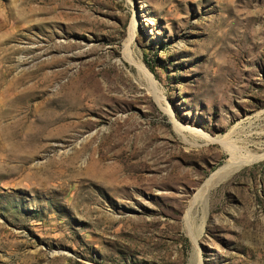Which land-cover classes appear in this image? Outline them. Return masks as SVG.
Listing matches in <instances>:
<instances>
[{
  "label": "rangeland",
  "instance_id": "rangeland-1",
  "mask_svg": "<svg viewBox=\"0 0 264 264\" xmlns=\"http://www.w3.org/2000/svg\"><path fill=\"white\" fill-rule=\"evenodd\" d=\"M251 155L264 0H0V264H264Z\"/></svg>",
  "mask_w": 264,
  "mask_h": 264
},
{
  "label": "bare ground",
  "instance_id": "bare-ground-1",
  "mask_svg": "<svg viewBox=\"0 0 264 264\" xmlns=\"http://www.w3.org/2000/svg\"><path fill=\"white\" fill-rule=\"evenodd\" d=\"M86 84H87V83H86ZM84 85H85V84H84ZM84 85H83V86H84ZM87 86H88V85H87ZM81 87H82V86H81ZM90 89H91V87H90ZM82 90H83V89H81V91H82ZM84 90H85V89H84ZM75 91H76V90H75ZM74 93H75V92H74ZM82 94H83V92H82ZM83 95H84V94H83ZM86 95H88V94H86ZM91 95H92V94H91ZM92 96H93V95H92ZM94 96H96V95H94ZM95 98H96V97H95ZM66 99H67V98H66ZM84 99H86V97H84ZM88 99H89V98H88ZM93 99H94V98H93ZM60 100H62V99H60ZM96 100H97V99H96ZM75 101H76V100H75ZM81 101H82V100H81ZM86 101H87V100H86ZM48 102H49V101H48ZM79 103H81V102L79 101ZM91 103H93V102H91ZM88 104H89V103H88ZM94 104H95V103H94ZM79 105H80V104H79ZM79 105H77V106H79ZM83 105H84V104H83ZM71 106H72V105H71ZM81 106H82V105H81ZM81 106H80V107H81ZM87 106H88V105H87ZM87 106H86V107H87ZM61 107H62V106H61ZM82 107H83V106H82ZM81 109H82V108H81ZM85 109H87V108H85ZM63 110H64V109H63ZM68 110H69V109H68ZM72 110H73L74 113L77 112V109H76V108H72ZM79 110H80V109H79ZM82 111H83V110H82ZM66 112H68V111H67V110H66L65 112L63 111L64 114H65ZM78 112H79V111H78ZM78 112H77V114H78ZM56 120H57V121H62V120H64V117L60 115L59 117L56 118ZM69 125H70V124H69ZM182 129H185V128H182ZM185 130H186V129H185ZM178 132H181V131H178ZM187 132H189V131H187ZM190 132H191V131H190ZM181 134H182V133H181ZM192 134H194L197 138L206 137V136H202V134H200V133H199V134H196V132H194V133H192ZM194 135H193V136H194ZM228 137L230 138L231 136H228ZM191 138H192V136H191ZM193 139H195V138H193ZM202 139H203V138H202ZM204 139H205V138H204ZM204 139H203V140H204ZM210 139H211V138H210ZM212 139H213V138H212ZM197 140H198V139H197ZM197 140H196V141H197ZM225 140H226V141H220V140H208V141H206L205 143H207V142H209V143H210V142H211V143L214 142V144H215V142H217V143H220V145L225 149V151H227V152H231V153L236 152L237 150L235 149L234 146H236L237 144L233 146V145L231 144L232 141L229 142L227 138H226ZM200 141H201V140H200ZM227 141H228V142H227ZM193 142H195V140H194ZM195 143H196V142H195ZM217 143H216V144H217ZM232 143H233V142H232ZM196 145H197V144H196ZM207 145H208V143H207ZM218 145H219V144H218ZM210 147H211V146H210ZM241 148H242V147H241ZM263 157H264V155H251L250 157H247V158H245V159H240L239 161L237 160L238 162H235V163L237 164L236 166H241V165H243V164L246 163V162H250L251 160L261 159V158H263ZM232 161H233V160H232ZM226 166H227V165H226ZM231 168H232V170H235L236 167H235V165H234V166L232 165ZM226 170H227V169L222 170V171L224 172V173L222 172V173L224 174V176L227 175L228 172L230 171V169L228 170V172H227ZM235 171H236V170H235ZM225 172H226V173H225ZM230 172H231V171H230ZM215 173H216V172H215ZM215 175H216V174H215ZM215 175H214V176H215ZM228 175H229V174H228ZM228 175H227V176H228ZM216 176H217V175H216ZM222 177H223V176H222ZM225 177H226V176H225ZM210 178H211V177H210ZM215 179H216V178H215ZM219 179H220V178H219ZM215 182L217 183V179H216ZM209 183H210V181L206 182V185H209ZM214 185H215V184H214ZM211 186H212V185H211ZM202 187H203V186H202ZM209 188H211V187H209ZM203 194H204V193H203ZM193 203H194V202H193Z\"/></svg>",
  "mask_w": 264,
  "mask_h": 264
}]
</instances>
